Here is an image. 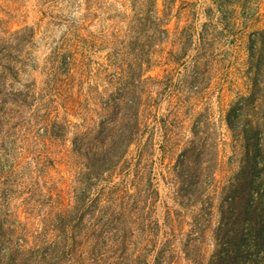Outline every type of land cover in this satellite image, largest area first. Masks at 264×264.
<instances>
[{
	"label": "rangeland",
	"instance_id": "obj_1",
	"mask_svg": "<svg viewBox=\"0 0 264 264\" xmlns=\"http://www.w3.org/2000/svg\"><path fill=\"white\" fill-rule=\"evenodd\" d=\"M0 264H264V0H0Z\"/></svg>",
	"mask_w": 264,
	"mask_h": 264
}]
</instances>
